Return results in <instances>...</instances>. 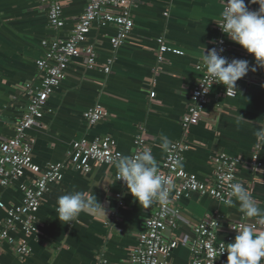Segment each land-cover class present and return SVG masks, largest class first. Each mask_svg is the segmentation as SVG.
I'll use <instances>...</instances> for the list:
<instances>
[{
    "label": "crops",
    "instance_id": "1",
    "mask_svg": "<svg viewBox=\"0 0 264 264\" xmlns=\"http://www.w3.org/2000/svg\"><path fill=\"white\" fill-rule=\"evenodd\" d=\"M86 0H62L63 26L48 24L46 7L41 0H0V139L13 135L15 121L27 103L25 85L39 84L35 59L43 55L42 39L66 36ZM250 11H264V0H247ZM223 0H138L132 7L133 27L127 39L113 48L110 37L117 28L110 23L92 24L88 39L96 51V63L88 67L82 57L73 58L66 76L47 98L39 124L27 130L33 138V162L40 168L66 159L71 143L108 136L122 155H131L136 132L144 131L145 147L151 148L158 164L165 151L159 147L160 134L171 142L183 140L180 166L200 180L211 175V157L225 153L238 157L236 181L251 193L264 209V69L257 67L236 81L235 96L214 83L202 107L200 119L184 132L181 117L187 111L190 91L201 77L196 67L203 48L207 50L218 35L215 20L220 17ZM182 51L163 52L157 59V38ZM228 53L234 59L254 58L223 34ZM110 60L109 72L103 67ZM154 91L150 97L149 92ZM94 104L108 112V117L88 123L83 112ZM256 150L262 168L253 171L248 161ZM58 181L49 182L36 211V231L29 235L17 224L9 235L25 241L29 252L20 256L14 242L3 241L0 264H128L143 221L155 206L143 209L116 178L111 164L92 163L89 172L64 167ZM36 176L26 172L20 179ZM19 180L0 187L5 205H17L22 193ZM72 191L89 192L105 209V217L80 213L74 222L56 218L55 200ZM122 192L119 205L115 194ZM179 219L166 236L178 238L167 264H191L187 241L193 226L206 215L218 214L216 238L225 244L236 235L230 227L242 221L260 227L259 218L248 219L237 208L229 209L221 201L195 192L176 201ZM115 217L109 221L111 211ZM5 211L0 210V223ZM227 255L223 264H226ZM261 264H264L262 260Z\"/></svg>",
    "mask_w": 264,
    "mask_h": 264
},
{
    "label": "built area",
    "instance_id": "2",
    "mask_svg": "<svg viewBox=\"0 0 264 264\" xmlns=\"http://www.w3.org/2000/svg\"><path fill=\"white\" fill-rule=\"evenodd\" d=\"M46 7V17L50 27L59 29L63 26L64 18L61 13L62 0H41ZM138 0H86L82 12L76 17L70 32L64 37L42 39L43 55L35 59L39 84L34 86L30 82L25 85L27 103L21 116L15 121L13 135L0 139V187L11 185L19 180L18 187L22 196L19 204L5 205L0 197V210L6 215L3 223H0V248L3 241L14 242L13 250L20 256H25L29 248L25 241H17L9 235L18 224L25 234L36 231V211L47 190L49 182L58 181L62 176V169L69 167L82 173L89 172L92 163L111 164L120 155L115 147L113 139L108 136L96 138L91 141L77 139L71 143L66 159L60 163H49L40 168L33 162L31 147L33 138L27 134V130L39 124L42 117L43 106L54 92V88L66 76L70 61L76 57H82L88 67L96 63V51L93 43L88 39L92 24L104 25L110 23L117 28V35L110 37L113 48L128 38L133 27L131 9ZM245 0V4H246ZM249 10V8H248ZM250 11V10H249ZM220 18V17H219ZM218 18V19H219ZM218 35L212 40L208 49L216 47L222 49L221 55L230 61L234 59L228 53V47L224 41L223 33L215 21ZM157 59H162L163 52L181 54L182 51L169 45L163 37L157 38ZM110 60L103 67L104 72H109ZM196 67L202 75L190 91V102L187 111L181 117V126L186 132L188 127L195 124L202 115V107L208 98L210 87L215 83L208 78L207 73L198 63ZM154 96V91L149 92ZM83 117L88 123H95L108 117V112L101 104H94L83 112ZM144 131L136 132L131 155L144 150L146 147L143 138ZM188 147L183 140L171 143L169 150L165 151L163 160L159 163L160 172L166 178L173 181L174 187L170 195V201L166 204L154 202L155 206L149 216L143 221L144 231L137 237V244L131 252L128 264H167L171 251L179 244L178 238L166 236V231L175 228L179 219V207L176 201L189 193L208 195L221 201V197L227 191V178L236 182V167L241 163L238 157L225 153H217L211 157L212 173L206 180H200L195 175L185 171L180 166L182 152ZM179 161V164L177 163ZM253 171L260 170L262 163L258 159L256 150L248 161ZM26 172L36 173L34 177L26 180L20 179ZM115 178L116 173H115ZM122 185L123 182L118 180ZM122 192L115 194L120 205ZM111 218L116 211H111ZM218 214L206 215L193 226V236L187 241L189 259L191 264H223L227 253L220 250L226 244L216 238V231L220 225ZM244 224L242 221L234 225ZM264 228V224L260 223Z\"/></svg>",
    "mask_w": 264,
    "mask_h": 264
},
{
    "label": "clouds",
    "instance_id": "3",
    "mask_svg": "<svg viewBox=\"0 0 264 264\" xmlns=\"http://www.w3.org/2000/svg\"><path fill=\"white\" fill-rule=\"evenodd\" d=\"M215 21L221 32L251 54L255 61V66L251 67L248 60L229 61L221 55L222 49L213 47L206 50L203 46L198 59L208 78L212 83L222 84L225 93L235 96L240 94L237 80L249 71L255 72L257 67L264 69V11H249L245 0H223L220 18ZM160 141L161 150H169L172 142L166 134H160ZM113 165L117 180L123 182L127 192L141 208H150L154 202L166 204L170 201L173 181L161 174L150 147L134 155H120ZM227 179L230 182L221 197L222 204L229 209L237 208L250 220L259 218L260 223L264 224V209L257 205L252 193L241 182H231V177ZM54 203L56 218L64 223L74 222L82 212L105 217V209L89 192H68L57 197ZM230 227L236 235L220 250V254L227 253L226 264H261L264 260V230H257L253 224H231Z\"/></svg>",
    "mask_w": 264,
    "mask_h": 264
}]
</instances>
